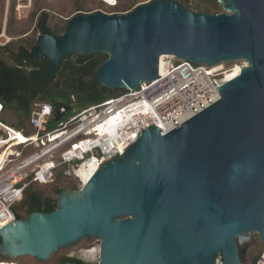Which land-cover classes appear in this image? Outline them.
I'll list each match as a JSON object with an SVG mask.
<instances>
[{"label": "water", "instance_id": "water-1", "mask_svg": "<svg viewBox=\"0 0 264 264\" xmlns=\"http://www.w3.org/2000/svg\"><path fill=\"white\" fill-rule=\"evenodd\" d=\"M217 1L218 13L177 0L76 13L61 34L37 35L29 58L50 62L46 79L66 55L105 53L93 81L108 89L155 80L164 54L246 66L215 85L210 105L164 134L145 127L79 188L60 190L53 210L1 224V255L42 262L93 238L98 258L82 264H247L253 233L264 247V0Z\"/></svg>", "mask_w": 264, "mask_h": 264}, {"label": "built area", "instance_id": "built-area-1", "mask_svg": "<svg viewBox=\"0 0 264 264\" xmlns=\"http://www.w3.org/2000/svg\"><path fill=\"white\" fill-rule=\"evenodd\" d=\"M30 5L31 0H17V15ZM1 37L5 39L0 44L8 40L4 31ZM160 58L163 66L155 80L81 110L65 112L53 127L48 124L53 109L47 102L31 111L34 132L30 135L0 120V225L16 219L12 205L25 189L34 182L50 181L58 167L65 165L82 184L77 174L81 167L92 165L96 170L123 155L145 127L155 124L164 134L210 105L219 96L215 85L227 80L226 72L235 67L225 62L194 64L170 54ZM241 62L238 67L246 66ZM94 248L82 250L88 255ZM215 264H222L219 257ZM254 264H264V248Z\"/></svg>", "mask_w": 264, "mask_h": 264}, {"label": "trees", "instance_id": "trees-1", "mask_svg": "<svg viewBox=\"0 0 264 264\" xmlns=\"http://www.w3.org/2000/svg\"><path fill=\"white\" fill-rule=\"evenodd\" d=\"M26 1L22 0L23 3ZM177 1L192 10L207 13L222 11L217 0ZM4 2L5 0H0V34L4 31L9 39L0 44V104L2 105L0 120L4 121L3 115L11 112L14 117L10 119L11 124L9 123V125L30 135L34 132L29 121L30 113L40 103L47 102L52 105L53 111L48 123L50 126L65 112L70 113L74 109L81 110L127 92L122 89H108L94 83L95 69L107 59L105 53L87 56L66 55L46 79L45 73L50 62L46 58L40 62H32L29 58L31 48L36 43L37 35L43 31L55 35L61 34L66 21L42 0H35L33 5L27 8V10L29 9L28 16L23 18V14L17 15V0H9L5 25L2 28ZM141 2L143 0H115L114 4H110L105 0H72V7L78 11L77 13L96 10L107 13H124ZM23 19H26V24H22L21 20ZM63 180H66V184L60 185ZM71 180H75L77 183ZM79 184V179L73 175L70 177L65 173V170L55 171L54 177L46 183H31L24 190L21 198L12 205L15 218L24 219L34 211L53 210L56 204L50 203V196L56 200L60 190L77 189ZM263 248L256 234V240L252 244L246 245L243 260L247 264H254ZM18 260L19 258L13 260L0 254V262L7 261L11 264L12 262L17 263ZM66 261L77 264L84 263L81 258L76 256L65 257L62 262Z\"/></svg>", "mask_w": 264, "mask_h": 264}, {"label": "rangeland", "instance_id": "rangeland-1", "mask_svg": "<svg viewBox=\"0 0 264 264\" xmlns=\"http://www.w3.org/2000/svg\"><path fill=\"white\" fill-rule=\"evenodd\" d=\"M34 1L35 0H32V4L31 5H33ZM145 1H148V0H143V2H145ZM42 2L44 4H47L49 8H52V10L65 21H67L68 18H70L72 15H74V14H76L78 12V11L74 10V8L72 7V0H42ZM4 8H5V10H4V15H3V27L2 28H4L6 15H7V10H8L7 0H5V2H4ZM28 10L24 9V11L22 12V14L24 16L23 18L28 16ZM25 20L26 19L21 20L22 24H26ZM5 36L7 37V35H5ZM7 38L9 39V37H7ZM4 39H5V37H1L0 40L3 41ZM241 64H242L241 61L232 62V63H229L228 67H234L236 65L240 66ZM13 115L14 114H12L11 112L5 113L3 115L4 122L9 124L10 123V119L14 117ZM65 116H66V114L61 116V118L55 120L50 125V127H53V126L57 125L60 121H62V119ZM63 170H66V166L65 165H62V166L58 167L55 171H63ZM71 181L77 183V181H75V180H71ZM65 184H66V180H63V181L60 182V185H65ZM79 186H81V184H79ZM50 197L52 198V196H50ZM89 240H91V241H87L86 239H84V240L78 242L75 245H72V246L66 247L64 249H61L57 253L52 254L50 256V258L48 260H46V261H42L41 262V261H38V260H36V259H34L33 257H30V256H22L21 258L19 257V260H18L17 263L16 262H12L11 264H59L60 256H62L65 253H67V254H75V255H77L79 257L88 258V259L96 261L97 260L96 257H89L86 253H83L82 249L87 248L88 246H89L88 248L98 247L99 246V242L96 239L89 238ZM255 240H256V234L253 233L250 236V238L247 241H245L242 245H247L248 246L249 244H252ZM1 259H4V258L1 257ZM0 263L1 264H9L10 262L2 261Z\"/></svg>", "mask_w": 264, "mask_h": 264}, {"label": "bare ground", "instance_id": "bare-ground-1", "mask_svg": "<svg viewBox=\"0 0 264 264\" xmlns=\"http://www.w3.org/2000/svg\"><path fill=\"white\" fill-rule=\"evenodd\" d=\"M163 66V59L160 58L159 60V68L160 70L162 69ZM241 69V67L235 66L233 69H231L230 71L226 72V78L229 79L233 76H235L236 74H238L239 70ZM95 167L92 165H87V166H83L79 169V171L77 172V174H79L81 180L83 182H86L87 179L92 175V173L94 172ZM97 248L95 247L94 249H91L89 251L88 256L89 257H95V253H96Z\"/></svg>", "mask_w": 264, "mask_h": 264}, {"label": "flooded vegetation", "instance_id": "flooded-vegetation-1", "mask_svg": "<svg viewBox=\"0 0 264 264\" xmlns=\"http://www.w3.org/2000/svg\"><path fill=\"white\" fill-rule=\"evenodd\" d=\"M50 203H51V204H54V202H51V200H50ZM74 256L79 257V256H77V255H75V254H67V253L63 254L62 256H60L59 264L63 263L62 261H63V259H64L65 257H74ZM79 258H81L84 262L89 261V260H86L85 258H82V257H79Z\"/></svg>", "mask_w": 264, "mask_h": 264}, {"label": "clouds", "instance_id": "clouds-1", "mask_svg": "<svg viewBox=\"0 0 264 264\" xmlns=\"http://www.w3.org/2000/svg\"><path fill=\"white\" fill-rule=\"evenodd\" d=\"M256 234V233H255Z\"/></svg>", "mask_w": 264, "mask_h": 264}]
</instances>
